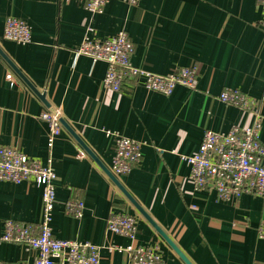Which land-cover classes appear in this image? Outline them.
I'll return each mask as SVG.
<instances>
[{
	"label": "crops",
	"instance_id": "1",
	"mask_svg": "<svg viewBox=\"0 0 264 264\" xmlns=\"http://www.w3.org/2000/svg\"><path fill=\"white\" fill-rule=\"evenodd\" d=\"M10 18L27 23L32 40L4 38ZM125 31L134 44L132 63L168 75L194 67L197 87H178L170 96L125 83L122 91L103 86L107 65L76 57L86 37L105 41ZM0 147L17 148L42 165L52 161L57 204L51 228L56 239L100 248V264H129L115 247L158 249L163 264H186L134 207L78 141L64 128L49 147L50 111L1 55L46 96L79 139L109 168L116 132L144 143L141 162L117 179L152 221L192 264H264V196L243 194L223 201L212 189L196 190L181 156L197 151L206 131L249 127L253 116L219 100L227 89L251 97L263 116L264 15L258 0H110L100 14L79 1L0 0ZM80 199L75 219L64 203ZM42 188L34 182L0 180V238L6 221L40 223ZM115 213L137 219L135 242L108 230ZM35 251L0 243V261L32 263Z\"/></svg>",
	"mask_w": 264,
	"mask_h": 264
},
{
	"label": "built area",
	"instance_id": "2",
	"mask_svg": "<svg viewBox=\"0 0 264 264\" xmlns=\"http://www.w3.org/2000/svg\"><path fill=\"white\" fill-rule=\"evenodd\" d=\"M69 3L79 1L86 5L91 13L100 14L110 0H64ZM129 5H137L141 0H120ZM258 9L264 15V0H258ZM4 38L21 45L32 40L31 27L16 18L6 21ZM134 44L125 31L105 41H95L86 37L76 57L87 56L93 63L104 62L107 65L103 80L105 89L121 92L125 83L142 86L146 90L170 96L178 87L194 90L197 87V71L194 67L181 68L168 75H158L132 63ZM219 100L227 105L240 108L253 116L249 127H233L229 132L206 131L197 151L182 160L191 168L190 179L196 190H214L223 201L237 200L243 194L264 196V145L260 132L263 116L258 104L247 94L235 89L223 91ZM60 114L51 111L42 114L48 124L49 147L62 135L64 127ZM62 118V117H61ZM115 139V149L109 172L120 179L128 175L141 162L144 143L116 132L107 131ZM52 161L42 165L38 160L29 158L19 149L0 147V180L15 184L34 182L42 188L43 213L40 223H19L6 221L0 243L22 245L27 251H35L37 256L28 264H100V248L88 242L56 239L51 223L57 204L55 181L56 172ZM65 213L80 219L85 204L80 199H71L64 203ZM137 219L128 214L115 213L108 220V230L135 242L137 237ZM264 239V226L258 230ZM129 255V264H163L158 249L130 244L128 247H115ZM0 264H23L5 263Z\"/></svg>",
	"mask_w": 264,
	"mask_h": 264
},
{
	"label": "water",
	"instance_id": "3",
	"mask_svg": "<svg viewBox=\"0 0 264 264\" xmlns=\"http://www.w3.org/2000/svg\"><path fill=\"white\" fill-rule=\"evenodd\" d=\"M0 52H2L0 50ZM4 59L9 63V65L15 70V72L22 78V80L30 87V89L43 101V103L49 108L53 113L56 110L50 106L46 100V96L38 92V90L33 87V85L22 75V73L14 66V64L9 61L5 55L1 54ZM61 124L63 127L78 141V143L84 148L87 154L100 166V168L109 176L112 182L119 187V189L124 193V195L129 199V201L134 205V207L151 223V225L156 229V231L165 239L168 245L177 253V255L186 263L192 264L186 256L177 248V246L169 239V237L152 221V219L146 214V212L140 207V205L135 201V199L126 191V189L121 185V183L108 171L106 167L99 161V159L87 148V146L79 139L75 134V131L60 117Z\"/></svg>",
	"mask_w": 264,
	"mask_h": 264
}]
</instances>
